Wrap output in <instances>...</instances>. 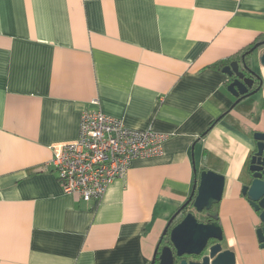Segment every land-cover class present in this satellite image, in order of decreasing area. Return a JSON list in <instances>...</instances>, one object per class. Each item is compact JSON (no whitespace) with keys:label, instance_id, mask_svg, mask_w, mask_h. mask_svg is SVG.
<instances>
[{"label":"crops","instance_id":"crops-1","mask_svg":"<svg viewBox=\"0 0 264 264\" xmlns=\"http://www.w3.org/2000/svg\"><path fill=\"white\" fill-rule=\"evenodd\" d=\"M262 41L264 0H0V264H151L203 170L226 180L223 248L264 264L242 195L263 95L232 108L217 67ZM86 109L169 136L91 202L47 166Z\"/></svg>","mask_w":264,"mask_h":264},{"label":"water","instance_id":"water-1","mask_svg":"<svg viewBox=\"0 0 264 264\" xmlns=\"http://www.w3.org/2000/svg\"><path fill=\"white\" fill-rule=\"evenodd\" d=\"M262 47L264 41L256 43L241 60L222 69L230 80L228 91L236 98L232 108L258 93L263 95L264 104V52L254 57V53ZM253 61L258 62L261 74L253 68ZM255 81L259 82V86L252 90ZM254 141L255 149L249 163L252 180L243 187L242 195L259 216L256 233L260 246L264 248V132H255ZM195 172L198 174L197 170ZM225 181L224 176L212 170H203L198 174L189 199L169 220L151 264H236V254L223 248L224 231L219 215L214 211L223 199ZM185 209L189 210L175 223ZM198 217L208 218L209 221L202 222ZM168 235L170 245L162 246Z\"/></svg>","mask_w":264,"mask_h":264},{"label":"built area","instance_id":"built-area-1","mask_svg":"<svg viewBox=\"0 0 264 264\" xmlns=\"http://www.w3.org/2000/svg\"><path fill=\"white\" fill-rule=\"evenodd\" d=\"M168 138L151 129L129 128L101 110L86 109L78 139L55 147L47 166L57 175L65 194L85 202L100 200L135 161L162 156Z\"/></svg>","mask_w":264,"mask_h":264},{"label":"trees","instance_id":"trees-1","mask_svg":"<svg viewBox=\"0 0 264 264\" xmlns=\"http://www.w3.org/2000/svg\"><path fill=\"white\" fill-rule=\"evenodd\" d=\"M255 44H256V43H255ZM255 44H254V45H255ZM254 45L250 46V47H249L248 49H246L244 52H240V53H238L235 57H233V58H234L233 61H231V59H226L225 61L219 63V64L217 65V67L222 69V68H224L226 65H228V64H230V63H232V62H235V61H239V60H241L242 56H243L244 54H246V52L249 51ZM257 85L259 86V84H257ZM221 118H222V117H220L219 119H217L216 122H217L218 120H220ZM216 122H215V123H216ZM215 123H214V124H215ZM186 213H187V209L183 210V211L181 212V215L176 219L175 223H177V222L179 221L180 217L183 216V215H185ZM175 223H174V224H175ZM174 224H173V225H174ZM165 245H170L169 235H168L167 237H165L164 240H163L162 246H165ZM157 261H158V260H157Z\"/></svg>","mask_w":264,"mask_h":264},{"label":"flooded vegetation","instance_id":"flooded-vegetation-1","mask_svg":"<svg viewBox=\"0 0 264 264\" xmlns=\"http://www.w3.org/2000/svg\"><path fill=\"white\" fill-rule=\"evenodd\" d=\"M262 48H264V47H262ZM247 59H249V57L247 58ZM249 76V75H248ZM250 77V76H249ZM257 84H259V82L258 81H255V84H254V86H253V89L252 90H255V89H257L258 88V85ZM248 174H249V182H248V184H250V182H251V174H250V172H249V170H248ZM247 184V185H248ZM189 209H187V211H188ZM201 221L202 222H207V221H209V219L208 218H205V219H202L201 218ZM187 258V257H186ZM189 259V258H188Z\"/></svg>","mask_w":264,"mask_h":264},{"label":"rangeland","instance_id":"rangeland-1","mask_svg":"<svg viewBox=\"0 0 264 264\" xmlns=\"http://www.w3.org/2000/svg\"><path fill=\"white\" fill-rule=\"evenodd\" d=\"M262 49H263V48H260V49L257 50L254 54H256L257 52H260V50H262ZM250 59H251V58L249 57V60H248L249 62H250ZM200 217H201V216H200ZM198 218H199V217H198ZM199 219H201V218H199ZM202 219H205V218L202 217ZM223 244H224V241L222 242V245H223Z\"/></svg>","mask_w":264,"mask_h":264}]
</instances>
